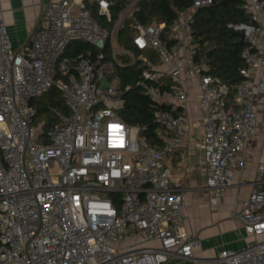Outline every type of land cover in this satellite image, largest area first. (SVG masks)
<instances>
[{
	"label": "built area",
	"instance_id": "1",
	"mask_svg": "<svg viewBox=\"0 0 264 264\" xmlns=\"http://www.w3.org/2000/svg\"><path fill=\"white\" fill-rule=\"evenodd\" d=\"M142 1L123 0L115 14L113 0H51L31 43L14 49L0 0V264H165L173 255L264 264V186L233 203L245 247L200 259L202 238L183 214L187 187L164 164L190 132L194 97L213 199L245 168L248 143L264 129L256 110L264 0H243L251 22L231 24L245 33L234 91L210 72L193 30L196 11L214 0H192L171 21L151 23L139 17ZM77 42L90 47L77 51ZM117 66H133L135 85L150 98L152 142L119 113L132 84L122 86ZM54 86L70 113L41 131L31 99Z\"/></svg>",
	"mask_w": 264,
	"mask_h": 264
},
{
	"label": "crops",
	"instance_id": "2",
	"mask_svg": "<svg viewBox=\"0 0 264 264\" xmlns=\"http://www.w3.org/2000/svg\"><path fill=\"white\" fill-rule=\"evenodd\" d=\"M51 0H1L3 17L7 23L8 34L14 49H21L30 42L33 31L46 23L43 14L45 4ZM256 110L261 121L264 120V92L257 93ZM188 111L192 119L190 132L183 144L164 164L171 169L170 179L182 181L187 187V203L184 209L187 229L202 238L196 258L209 259L222 249H242L245 247L242 221L234 216L233 203L246 198L252 190L264 186V175L258 178L261 162H264V129L260 130L248 143L245 150L247 164L240 174L235 169L232 184L224 189L216 201L213 191L207 188V164L203 150L196 145L202 133L200 125H194L202 117L196 98L189 102ZM251 238V237H250ZM165 264H197L193 259L173 255Z\"/></svg>",
	"mask_w": 264,
	"mask_h": 264
},
{
	"label": "trees",
	"instance_id": "3",
	"mask_svg": "<svg viewBox=\"0 0 264 264\" xmlns=\"http://www.w3.org/2000/svg\"><path fill=\"white\" fill-rule=\"evenodd\" d=\"M115 2L114 13L121 8L123 0ZM243 0H214L206 7L196 11V19L193 25L195 37L199 42L200 55L210 63V72L227 82L232 91L242 80L240 68L244 64L241 56L244 45H237L239 37L235 28L231 26L241 22H251L250 17L242 8ZM192 0H143L139 11L140 19L145 23L155 21H171L178 15V11L189 6ZM93 15L103 21V15L95 4H90ZM77 51H83L90 45L77 42L74 44ZM117 73L120 82L125 88L127 84L132 87L125 91L123 99L125 103L119 110L120 115L132 124L144 127L141 135L148 141L155 140L156 123L150 106V98L135 85L138 72L133 66L118 67ZM37 108L35 122L41 124V131L49 129L59 122L60 114H69L70 109L62 96L59 87H52L42 96L31 99ZM41 133V132H40Z\"/></svg>",
	"mask_w": 264,
	"mask_h": 264
},
{
	"label": "water",
	"instance_id": "4",
	"mask_svg": "<svg viewBox=\"0 0 264 264\" xmlns=\"http://www.w3.org/2000/svg\"><path fill=\"white\" fill-rule=\"evenodd\" d=\"M236 33H237V35L239 37L237 45H242L244 43V41H245V33H244V31H236ZM105 83L107 84L108 82L105 81Z\"/></svg>",
	"mask_w": 264,
	"mask_h": 264
}]
</instances>
